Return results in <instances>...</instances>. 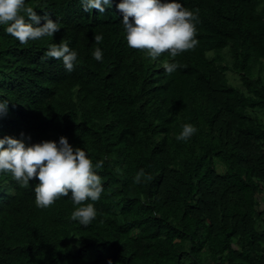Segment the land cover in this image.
Here are the masks:
<instances>
[{
    "label": "trees",
    "instance_id": "16d2710c",
    "mask_svg": "<svg viewBox=\"0 0 264 264\" xmlns=\"http://www.w3.org/2000/svg\"><path fill=\"white\" fill-rule=\"evenodd\" d=\"M26 3L61 29L24 45L0 26V98L9 101L0 137L66 136L94 164L104 161V191L94 202L61 196L41 208L36 180L0 173V264H264V124L250 114L264 106V88L236 91L219 64L229 47L232 68L257 82L248 76L264 59V0H181L198 14V44L155 59L128 46L117 0L104 13L79 0ZM65 40L78 52L71 72L43 58ZM172 59L183 67L169 74L163 63ZM185 123L198 131L177 140ZM86 203L97 216L82 225L71 213Z\"/></svg>",
    "mask_w": 264,
    "mask_h": 264
},
{
    "label": "clouds",
    "instance_id": "9594fccd",
    "mask_svg": "<svg viewBox=\"0 0 264 264\" xmlns=\"http://www.w3.org/2000/svg\"><path fill=\"white\" fill-rule=\"evenodd\" d=\"M79 3L85 12H92L95 8L98 13H104L105 6L111 7L113 0H79ZM116 8L122 13L124 38L128 46L147 50V55L153 59L164 52L175 58L198 44V14L185 8L181 0H117ZM0 26H4L8 34L24 45L45 36L53 37L61 29L60 22L46 14L41 17L26 0H0ZM102 39V34L94 35L96 42ZM92 56L102 61V49L95 48ZM43 58L59 59L71 72L77 63L78 52L66 40L52 42ZM163 67L172 74L183 65L172 59L164 61ZM8 102V99L0 98V116L7 114ZM197 131L196 126L185 123L176 139L187 140ZM21 137H24L23 133ZM103 164V160L94 164L84 149L70 144L64 135L58 141L45 139L32 143L8 134L0 137V173L10 172L17 182L25 186L36 180L35 203L41 208L48 207L61 196H70L76 205L87 200H99L104 187L97 170ZM145 176V170L139 169L134 182L141 183ZM147 178L151 179L150 176ZM96 216L94 203H86L71 213V218L82 225L90 224Z\"/></svg>",
    "mask_w": 264,
    "mask_h": 264
},
{
    "label": "rangeland",
    "instance_id": "374dc122",
    "mask_svg": "<svg viewBox=\"0 0 264 264\" xmlns=\"http://www.w3.org/2000/svg\"><path fill=\"white\" fill-rule=\"evenodd\" d=\"M220 54L223 59L219 64L227 68L225 70V76L227 78L229 87H233L234 89H236V91L241 92L244 95H255V91L259 89L260 86L264 88V59H261L252 67L251 75L248 76V80L254 79L257 80V82L247 84L246 82H244L241 73L232 68L233 58L229 51V47L224 48L220 52ZM206 55L208 59H212L215 54L213 51H208ZM250 114L262 124H264L263 105H257L256 107H254ZM261 200L263 201V198ZM71 242L73 243L74 247L77 248V237L73 236L71 238Z\"/></svg>",
    "mask_w": 264,
    "mask_h": 264
}]
</instances>
